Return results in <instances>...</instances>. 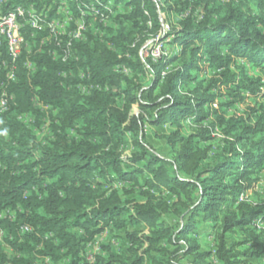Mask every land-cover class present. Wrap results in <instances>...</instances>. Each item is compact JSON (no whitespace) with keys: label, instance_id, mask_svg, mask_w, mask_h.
<instances>
[{"label":"trees","instance_id":"1","mask_svg":"<svg viewBox=\"0 0 264 264\" xmlns=\"http://www.w3.org/2000/svg\"><path fill=\"white\" fill-rule=\"evenodd\" d=\"M257 2L258 12L243 10L242 0L4 1V12L32 7L45 27L22 29L31 53L19 58L9 87L14 98L0 115V264L46 256L68 264H241L243 256L264 254L238 251L246 240L228 245L226 238L244 231L257 240L253 221L264 232V191L256 200L246 196L264 170V0ZM171 12L178 21L159 36L171 50L142 61L143 45L160 35V14ZM65 14L73 21L64 30L46 27ZM81 17L85 31L77 39L69 31ZM1 52L8 56L4 45ZM27 58L30 74L22 66ZM145 69L153 76L146 87ZM84 84L98 87L85 93ZM240 104L245 112L233 114ZM22 114L34 124L19 120ZM46 123L52 135L36 143L37 127ZM145 123L176 126L160 135L171 158L145 142ZM184 124L194 131L182 132ZM217 132L229 138L228 154L209 156L204 143ZM128 143L133 149L124 155ZM115 184L138 190L144 201L122 199ZM166 214L178 219L176 228ZM200 223L216 235L213 252L200 249ZM21 225L31 230L21 232ZM107 229L125 231L126 249L103 244L93 262L81 257Z\"/></svg>","mask_w":264,"mask_h":264},{"label":"rangeland","instance_id":"2","mask_svg":"<svg viewBox=\"0 0 264 264\" xmlns=\"http://www.w3.org/2000/svg\"><path fill=\"white\" fill-rule=\"evenodd\" d=\"M226 1V0H224ZM242 9L245 11L249 12H258L259 5L257 0H242ZM121 12H127L129 11L128 7H122L120 8ZM110 16L111 18L108 21H111L114 25V17L116 14V11L112 10L110 11ZM160 19H161V32L160 36H163L167 32L171 30V27L176 25L179 15L176 14L175 12H171L169 14L167 13H161L160 14ZM58 28H62L60 24L57 26ZM160 45V51L159 54L169 52L170 46L164 42L161 43L160 41L158 42ZM157 45V44H156ZM154 47L151 39H149L142 47L140 50V55L142 61H144L145 57L147 56V53L151 51V49ZM152 74L148 71V69H145L144 76L141 78L140 82L144 87H146L147 83H149L152 79ZM86 87H90L89 84H85ZM142 88H138V93H140ZM87 93V92H86ZM264 100V98H263ZM247 105H252L251 100H246ZM246 104H240L236 105L234 107V110L231 111L236 113L237 115H240L245 112L247 105ZM214 108H217L216 104H213ZM139 111L138 105L135 104L132 106L131 113L135 114ZM34 119V117H33ZM35 122V119L33 120ZM33 122V124H34ZM144 129H145V134H144V140L145 142L159 155L166 157V158H171V150L164 138H162L160 135L162 134H168L176 129V126L172 125H163L160 127L157 126H152L147 123L144 124ZM181 131L184 132L185 134H189L192 131H194L193 127H190L188 124H184L182 126ZM36 134L38 138L36 139V143H43L45 141H48V139L51 137V133H49V128H48V123L46 124H41L39 127H37ZM212 139L209 140L206 144L204 143L205 146L212 147L209 151V156L214 155L216 152H221L225 148L227 149L228 147V137H225L221 132H217L216 134H211ZM228 138V139H227ZM247 147H249V144H246ZM132 145L128 143L124 150V155H129L132 150ZM226 151H223V153ZM121 185L115 184L114 189L118 190V194L122 199H127L130 202H143L144 197L140 194L138 190L132 191V192H127V189H121ZM264 191V170L261 171L257 175V180L253 185L247 190L246 196L248 199L256 200L259 199L263 195ZM163 219L166 221L168 225H170L173 228H176L178 225V219L175 218L172 215L166 214L163 216ZM199 235H198V240L200 243V249L202 251H214L215 246H216V235L211 232L212 230L210 229V225L207 223H200L199 224ZM127 230L132 231V230H137L140 235H146L148 234L147 229L144 226H137V225H132L129 224ZM104 234V233H103ZM255 235H259V238L257 240H254L244 231H237V232H231L226 234V238L228 241V245L232 243H237V242H242L243 240H246V243L240 244L236 247V250L238 251H244V250H258V251H264V232H260L259 229L255 230ZM126 243H127V238L125 235L124 230H115L114 232H109L107 229V234L103 236L102 240H100V245H99V251L97 254H94L92 249H87L86 246L82 249L80 252V256L83 258H88L89 253L93 255H98L102 254L104 252V248L102 247L103 244H108L112 247V249H116L115 244L118 245V248L121 250L126 249ZM5 250L9 252L10 255H12L10 252L11 250L5 246ZM48 259V260H46ZM243 263L241 264H264V254L262 255H254V256H243L242 258ZM34 264H68V261L65 259H61L58 262H53L48 256L46 257H40L38 260L35 261Z\"/></svg>","mask_w":264,"mask_h":264},{"label":"built area","instance_id":"3","mask_svg":"<svg viewBox=\"0 0 264 264\" xmlns=\"http://www.w3.org/2000/svg\"><path fill=\"white\" fill-rule=\"evenodd\" d=\"M5 0H0V115L7 112L10 106V102L13 100L14 96L11 92H9V87L11 84L15 83L18 79L17 70H18V60L21 57L23 51H26L28 54L31 53L30 45L22 34V29L24 27L29 26L32 29H39L45 27L43 24H39L38 20L41 17L40 14H36L32 7L25 9L21 6L16 7L14 10L4 12L2 9L3 3ZM160 1V0H155ZM97 11H95L96 15ZM85 12H81V16L83 17ZM82 17L77 19L75 22V29L69 31V35L77 39H83V33L85 31V24L82 20ZM45 18H43L44 20ZM64 20H55L49 21L46 23V27L50 30H54L58 24L62 26L61 29H65V24L73 21V18L69 16V14L64 15ZM159 36L151 39L154 47L151 49L147 55H150L152 59L159 58L160 54V45H159ZM157 44V45H156ZM4 45L7 53V57H2L1 48ZM53 56H55V51L51 52ZM55 58V57H54ZM62 61L65 60L64 57L61 58ZM23 68L26 70L27 74L34 72V64L28 58L22 64ZM121 72L128 74L130 70L126 67L119 69ZM164 75V72L161 73ZM84 76V72L80 71V77ZM90 87H86V85H80V89L82 92H90L91 89L97 88L98 85L89 84ZM42 110L47 109L48 107L38 104ZM19 120L24 122L26 125L31 126L33 124V117L28 114L19 115ZM10 213V212H9ZM4 213L2 214V216ZM253 225H255L258 229L262 227V225L258 221H253ZM31 228L28 225H21V232H28ZM104 233V234H103ZM107 234V230H104L100 234L96 235L95 238L86 245L87 249H92L94 254H97L99 251L100 240H102L103 236ZM0 241L1 232H0ZM128 245V243H126ZM116 250H119L118 245L115 244ZM96 255L89 253L87 260L93 262ZM48 260V259H46Z\"/></svg>","mask_w":264,"mask_h":264}]
</instances>
